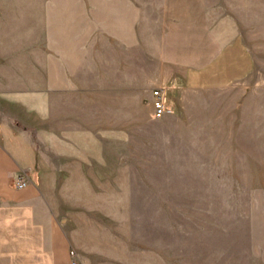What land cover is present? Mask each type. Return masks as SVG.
Masks as SVG:
<instances>
[{
    "label": "rangeland",
    "instance_id": "374dc122",
    "mask_svg": "<svg viewBox=\"0 0 264 264\" xmlns=\"http://www.w3.org/2000/svg\"><path fill=\"white\" fill-rule=\"evenodd\" d=\"M157 2L0 0V119L29 135L37 186L81 264H264V0L216 4L247 76L193 98L180 120L192 130L153 119L144 90ZM127 38L134 99L117 90Z\"/></svg>",
    "mask_w": 264,
    "mask_h": 264
},
{
    "label": "crops",
    "instance_id": "0c3cea01",
    "mask_svg": "<svg viewBox=\"0 0 264 264\" xmlns=\"http://www.w3.org/2000/svg\"><path fill=\"white\" fill-rule=\"evenodd\" d=\"M223 1L158 0L156 44L146 56L152 68L144 90L149 104L151 92L160 91L169 110L163 118L180 121L192 113L193 98L224 92L247 76V48L231 16L217 7ZM118 50L117 90L127 93L123 98L134 99L135 39L127 38ZM71 85L67 75L65 92H71ZM5 94L0 92V97ZM175 125L194 129L192 123ZM36 158L29 135L0 119V264H81L37 186ZM20 175L26 184L16 189Z\"/></svg>",
    "mask_w": 264,
    "mask_h": 264
},
{
    "label": "built area",
    "instance_id": "2783aa9c",
    "mask_svg": "<svg viewBox=\"0 0 264 264\" xmlns=\"http://www.w3.org/2000/svg\"><path fill=\"white\" fill-rule=\"evenodd\" d=\"M150 105L153 119L159 120L165 115L169 114L168 108L164 105L163 101L161 100V93L159 90H154L151 92ZM25 184L26 183L23 175H20L15 181V188L22 189L25 187Z\"/></svg>",
    "mask_w": 264,
    "mask_h": 264
}]
</instances>
